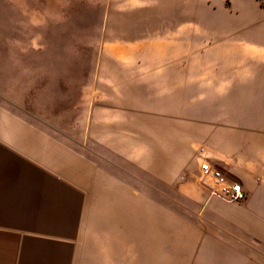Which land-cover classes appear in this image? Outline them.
<instances>
[{
    "label": "crops",
    "instance_id": "0c3cea01",
    "mask_svg": "<svg viewBox=\"0 0 264 264\" xmlns=\"http://www.w3.org/2000/svg\"><path fill=\"white\" fill-rule=\"evenodd\" d=\"M4 5L6 11L39 12L38 26L66 24L67 12L80 5L101 12L100 26H128L114 21H125L123 12L148 10L159 26L181 29L179 49L172 45L156 56L164 58V72L159 82L150 81V90L164 94L160 109L155 100L147 116L152 166L150 178H143L147 182L135 169L130 181L117 179L110 188L107 179L93 180L89 160L62 155L60 143L50 141L54 132L8 130L0 122V264H152L146 255L135 257L152 250L142 248L139 227L128 230V243L109 242L110 202L121 214L125 203L151 202L141 198L140 186L173 188L199 201L205 195L200 183L206 185L199 178L202 162L246 194L243 211L212 212V218L244 227L264 243V6L257 0H4ZM201 37L207 41L201 43ZM94 223L99 242L93 241Z\"/></svg>",
    "mask_w": 264,
    "mask_h": 264
},
{
    "label": "rangeland",
    "instance_id": "374dc122",
    "mask_svg": "<svg viewBox=\"0 0 264 264\" xmlns=\"http://www.w3.org/2000/svg\"><path fill=\"white\" fill-rule=\"evenodd\" d=\"M4 8L0 0V122L8 130L54 132L45 141L59 142L62 155L89 160L93 180L107 179L110 188L117 179L130 181L135 169L141 182L150 178L147 116L155 100L160 109L164 94L150 90V81L164 72L165 60L156 56L172 45L179 49L181 27L159 26L148 10L123 12L127 19L114 21L128 26H100L101 12L80 5L67 12L66 24L38 26L39 12ZM200 184L199 201L173 188L140 186L141 198L151 202L125 203L122 214L110 202L109 242L128 243V230L139 227L142 248L152 250L135 257L146 255L152 264L264 263L256 236L212 218V212L237 214L244 203L209 199ZM99 231L94 223V242Z\"/></svg>",
    "mask_w": 264,
    "mask_h": 264
},
{
    "label": "built area",
    "instance_id": "2783aa9c",
    "mask_svg": "<svg viewBox=\"0 0 264 264\" xmlns=\"http://www.w3.org/2000/svg\"><path fill=\"white\" fill-rule=\"evenodd\" d=\"M199 167L200 181L207 185L210 198L225 203H240L245 200L246 194L239 183L227 179L206 162H202Z\"/></svg>",
    "mask_w": 264,
    "mask_h": 264
},
{
    "label": "trees",
    "instance_id": "16d2710c",
    "mask_svg": "<svg viewBox=\"0 0 264 264\" xmlns=\"http://www.w3.org/2000/svg\"><path fill=\"white\" fill-rule=\"evenodd\" d=\"M257 1H258L259 5H260L261 7L264 6V0H257Z\"/></svg>",
    "mask_w": 264,
    "mask_h": 264
}]
</instances>
